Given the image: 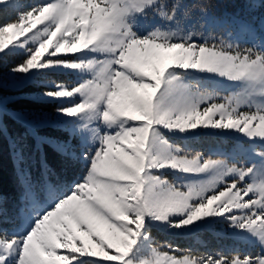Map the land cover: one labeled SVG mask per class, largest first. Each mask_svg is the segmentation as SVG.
<instances>
[{"label":"snow or ice","instance_id":"snow-or-ice-1","mask_svg":"<svg viewBox=\"0 0 264 264\" xmlns=\"http://www.w3.org/2000/svg\"><path fill=\"white\" fill-rule=\"evenodd\" d=\"M213 7L0 0V120L4 88L42 87L36 99L55 103L57 119L28 110L15 118L64 132L65 140L41 141L68 166L83 164L68 182L46 167L34 179L15 153L18 208L11 234L0 228V264H264V19L258 35L254 21L212 17ZM150 16L161 22L146 26ZM234 34L251 45L232 42ZM62 74L78 80L51 79ZM200 74L238 90H208ZM204 134L238 141L213 158L172 139ZM217 224L259 250L194 253L153 235Z\"/></svg>","mask_w":264,"mask_h":264},{"label":"trees","instance_id":"trees-1","mask_svg":"<svg viewBox=\"0 0 264 264\" xmlns=\"http://www.w3.org/2000/svg\"><path fill=\"white\" fill-rule=\"evenodd\" d=\"M189 4H212L215 7L209 9L212 17H239L249 19L253 17L258 20L264 15V6H258L255 9L248 7L249 0H187ZM227 4V7L224 5ZM194 14L199 15L197 10ZM67 74L55 75L56 80H67ZM38 86H27L20 91H29ZM10 92H16L8 90ZM14 102L8 103L16 110H28L42 112L55 110L56 104L52 102H42L36 98L20 96L13 99ZM3 127L0 125V199L2 207L6 210L5 223L0 224L4 229L12 225V218L18 208L19 187L17 182V160L15 153L22 152L23 161L19 167L31 172L34 179H39L44 167L55 173L52 179L58 176L64 182L78 178L83 172L81 164L68 166L56 151L51 143L42 142V137L55 140H65L67 135L58 131L55 127H39L29 129L13 114L3 113ZM77 142L73 141L75 145ZM154 239L160 244H171L180 249H188L194 253H213L214 247L224 245V241L216 240V234L208 231H199L198 238H193L191 234L173 233L159 229H153ZM220 237H226L220 235Z\"/></svg>","mask_w":264,"mask_h":264},{"label":"rangeland","instance_id":"rangeland-1","mask_svg":"<svg viewBox=\"0 0 264 264\" xmlns=\"http://www.w3.org/2000/svg\"><path fill=\"white\" fill-rule=\"evenodd\" d=\"M169 3L175 2V0H168ZM180 3L184 5H191L187 0H180ZM14 15V14H13ZM197 15V14H196ZM232 18V17H231ZM230 17H221V19H231ZM264 19V15H262L258 20L254 19L253 17H250L247 20L254 21L257 26V32L258 35H260L259 31V23L260 21ZM161 21L158 17L150 16L149 18L142 21L143 24L146 26H152L154 24H159ZM216 32L223 31V29H216ZM207 35V33H205ZM232 42L234 43H240L242 46H250L252 41L246 37H240L236 38L235 34L232 37ZM67 80H60L65 83L69 84H75L78 80V77L75 74H67ZM200 80L203 83V86L206 87L208 90H217L222 95H227L229 91H235L238 90V86H233L230 82L219 78L215 76H208L206 74H200ZM51 79L56 80L55 76L51 77ZM8 88H4L2 90V95L4 97H9L10 101L20 97V96H28L31 98H36V94L43 91L42 87H38L36 89H32L29 91H16V92H10L7 91ZM9 90V89H8ZM10 113L16 116V113L18 110L16 108L12 107L11 104L8 102L4 105V113ZM42 113H47L51 116L52 120L55 121L57 119L56 113L53 109L42 111ZM0 125L3 127V120H0ZM173 141L183 147H186L187 149H190L192 151H200L204 155L208 156L211 155L213 158H217L221 154L227 155L231 149L234 147V145L238 141V137L235 135H213V134H204L198 137H192L185 139L182 136H176L172 138ZM83 166V164L81 163ZM79 174H82L81 172ZM172 176L169 174V179H171ZM13 229V225L8 226L6 228V233L11 234ZM161 230V229H159ZM202 230H208L214 234H216L215 238L219 241H224V245H220L217 247H214L212 250L213 253L220 251L224 252L225 254H230L235 251H239L241 253L247 254L252 253L255 254L259 250L258 244L255 242H249L243 239H237L234 238L231 234V230L227 228L226 225L217 224L213 228H200L196 229L193 232L190 233H184V234H191L193 238H198L199 231ZM220 235H224L226 237H220Z\"/></svg>","mask_w":264,"mask_h":264}]
</instances>
